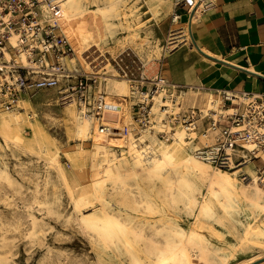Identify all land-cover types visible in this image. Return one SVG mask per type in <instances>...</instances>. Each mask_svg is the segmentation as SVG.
<instances>
[{"label": "bare ground", "instance_id": "obj_1", "mask_svg": "<svg viewBox=\"0 0 264 264\" xmlns=\"http://www.w3.org/2000/svg\"><path fill=\"white\" fill-rule=\"evenodd\" d=\"M144 1L159 23L161 13L172 8L173 0ZM191 1V16L197 8L193 22L199 18L206 0ZM138 7L133 0H54L52 5L43 6V13L68 37L75 54L81 58L93 46H99L100 40L106 41L120 29L127 31L126 40L137 41L143 28ZM189 25L190 22L180 23L172 28V49L177 41L190 40ZM11 40L17 41L15 36ZM20 59L26 62L24 54ZM66 59L70 64L73 62L71 56ZM106 79V88L114 94L108 96L103 122L118 127L129 124L132 128L135 122L129 120L130 104L136 98L129 83L115 81L119 84L113 83L114 87L109 88ZM215 93L207 94L200 107L203 114L211 107L221 109L224 101ZM120 96H131V102L126 103ZM181 98L179 95L178 101ZM160 103L174 109L171 101L162 100L153 108L157 120ZM30 105L29 99L24 98L15 109L0 113V137L9 146L29 149L30 143L24 140L25 128L29 127L32 144L48 155L49 146L58 149V144L44 135L47 127L38 122L37 112L29 111ZM78 110L74 103L67 104L64 118L55 123L60 121L73 140L92 142L89 166H75L79 178L71 181L58 150L49 154L47 161L56 168L67 189L77 223L94 244L102 247L110 264H232L240 253L248 257L236 264H254L264 255V188L257 181L252 160L243 167L250 176L245 180L239 175V168H219L200 158L192 142L185 138L184 130L164 139L157 136L159 126L153 131L142 127L139 137L133 133L111 136L102 132L90 115ZM191 134L197 135L195 130ZM213 138L208 135L207 142L211 143ZM116 147L122 148L120 154L116 153ZM258 155L264 159V149H259ZM67 157L74 163L78 159L70 154ZM87 166L88 179L82 173ZM4 173L10 179L5 170L0 176ZM33 215L32 229L37 222ZM184 215L193 219L188 228L181 224ZM205 231L221 242L211 241Z\"/></svg>", "mask_w": 264, "mask_h": 264}, {"label": "built area", "instance_id": "obj_2", "mask_svg": "<svg viewBox=\"0 0 264 264\" xmlns=\"http://www.w3.org/2000/svg\"><path fill=\"white\" fill-rule=\"evenodd\" d=\"M53 1L0 0V110L10 111L24 98L31 100L41 92L56 89L60 93L58 101L74 103L79 112L90 115L100 130L111 136L133 133L138 137L142 127L153 131L159 126L157 136L164 139L184 130L185 138L192 142L200 158L219 168H239V175L245 180L250 176L243 167L252 160L257 181L264 188V159L258 155L259 149H264V93L220 90L216 93L224 101L220 110L211 107L203 114L201 108L191 107L183 113V97L178 101V96L185 87L171 82L161 66L152 76L145 69L133 71L125 64L124 59L130 56L125 50L115 60L119 64V76L130 82L131 94L136 98L132 102L131 96L124 98L126 103L131 102L135 126L105 124L102 119L110 95L103 84L107 72L89 70L85 65L87 55L83 61L72 57L75 61L68 65L66 57L75 55L73 46L43 13V6H50ZM177 5L191 14V0H178ZM196 9L190 15V25ZM180 16L176 14L173 20ZM13 36L17 39L15 43L11 40ZM21 54L26 62L21 61ZM162 100L171 101L174 109L160 103L157 120L153 108ZM193 130L197 133L195 137L191 134ZM208 135L214 136L211 143L207 142ZM250 143L257 145L249 148Z\"/></svg>", "mask_w": 264, "mask_h": 264}, {"label": "rangeland", "instance_id": "obj_3", "mask_svg": "<svg viewBox=\"0 0 264 264\" xmlns=\"http://www.w3.org/2000/svg\"><path fill=\"white\" fill-rule=\"evenodd\" d=\"M134 1L139 6L140 21L143 24H141L143 28L140 30L138 42L126 40L124 36L127 35V31L120 29L115 36H108L106 41L100 40L99 46H93L84 54L85 57L88 56L86 57L88 64L85 65L89 70H98L101 71L100 73L107 72L106 83H108L109 88H112L115 81H126L125 83H129L130 87V82L119 76L117 71L119 64L115 60L125 50L130 53V56L124 59L125 64L127 63L130 69L136 72L145 69L147 74L151 76L155 74L161 66L164 55L172 49L170 44L172 28L179 26L180 23H186L188 19V14L183 15L187 13V9L180 8L177 5L178 0H173L171 2L172 8L161 13L159 23L144 0ZM176 14H182L177 20L180 23L173 20ZM146 30L150 33H147ZM156 39L159 40L155 42ZM157 43L160 47H156L155 44ZM176 45L177 43H174L173 47ZM76 56V54L71 55V57L83 61L84 57L77 56V58ZM68 61L69 59L66 60L67 63ZM74 61L75 59H73ZM90 61L93 62L90 63ZM73 62L68 63V65L71 66ZM119 62L122 64L121 61ZM92 65H97V67L94 68ZM111 75H116V77ZM103 84L105 85V83ZM114 84L117 86L119 83ZM107 92L114 94L108 88ZM59 96L60 93L56 89L41 92V95L31 99L29 111L31 113L37 112L38 122L47 127L44 135L58 144V149L49 146L48 153L52 154L57 150L60 152V162L68 171L72 181L75 177L79 178L74 169L75 166L83 167L84 164H89L92 142L73 140L69 131L59 124L60 121L55 123L56 120L64 118V108L67 105L60 100L58 101ZM120 97L122 100L125 98ZM2 112L4 111L0 110V113ZM130 116L131 112H129V120H132V116ZM24 135L25 143H30L29 149L19 148L14 144L9 146L0 137V142H2L0 143V172L5 170L10 177V179L6 178L5 173L4 176H0V258L6 257L2 259V262L0 261V264H100L99 262L110 264L107 261L109 256L104 253L102 247L98 246L97 243L94 244L77 223V215L67 189L58 176L56 168L47 161L49 154L40 152L39 148L32 144L33 133L29 127L25 128ZM139 136L141 134H138ZM137 142L140 141L137 140ZM118 148L116 153L120 154L122 148L120 147L119 150ZM81 152L84 154L78 156V153ZM68 154L77 156L78 159L75 163L67 157ZM88 166L87 170L82 172L86 178L89 174ZM46 175L47 180H45ZM32 215L37 218L33 229L31 228ZM191 221H193L192 218L184 215L181 224L188 228ZM29 231L34 233L29 234ZM204 233L211 241L221 242L211 232L205 231ZM247 257V254L240 253L232 261V264H236Z\"/></svg>", "mask_w": 264, "mask_h": 264}, {"label": "crops", "instance_id": "obj_4", "mask_svg": "<svg viewBox=\"0 0 264 264\" xmlns=\"http://www.w3.org/2000/svg\"><path fill=\"white\" fill-rule=\"evenodd\" d=\"M198 17L189 25L191 41L161 62L166 77L185 87L183 113L200 108L210 92L264 93V0H206ZM254 264H264V255Z\"/></svg>", "mask_w": 264, "mask_h": 264}]
</instances>
